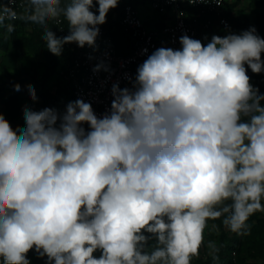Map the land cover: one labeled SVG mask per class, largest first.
Returning <instances> with one entry per match:
<instances>
[{
	"label": "clouds",
	"instance_id": "clouds-1",
	"mask_svg": "<svg viewBox=\"0 0 264 264\" xmlns=\"http://www.w3.org/2000/svg\"><path fill=\"white\" fill-rule=\"evenodd\" d=\"M118 2L28 0L21 18L43 26L60 56L65 44L95 48ZM61 17L68 35L57 37L47 22ZM15 19L0 9V26ZM179 42L149 55L130 88L113 84L102 116L82 99L62 115L26 107L22 129L0 113L3 264H31V250L47 264H191L209 220L250 234L249 218L264 212V94L245 65L264 72V38L252 27L206 46L187 35ZM208 248L219 259L216 244Z\"/></svg>",
	"mask_w": 264,
	"mask_h": 264
},
{
	"label": "built area",
	"instance_id": "built-area-1",
	"mask_svg": "<svg viewBox=\"0 0 264 264\" xmlns=\"http://www.w3.org/2000/svg\"><path fill=\"white\" fill-rule=\"evenodd\" d=\"M26 2L27 0H5L4 6L11 7L18 16ZM225 2L227 0H197L195 3L189 0H148L149 9L160 14L149 24L144 23L145 19L139 7L125 3L121 9L119 24L132 38L131 50L127 53L119 52L112 37L107 34L104 23L98 26L100 31L95 48L87 45L80 48L75 43L64 45L71 51V60L67 68L60 70V73L69 81L75 99L91 103L95 114L102 116L110 110L113 84L118 83L121 88H130V80L134 79L137 67L160 48L155 40L158 32L165 34L167 38L165 48L180 50L182 46L179 39L183 35L202 42L208 37L211 27L219 30L229 24L222 10ZM156 21L163 23L161 27L156 28ZM55 23L57 37L68 35V27L64 25L62 17L55 20ZM100 63H103L108 71L102 69L94 72L93 69ZM83 126L88 128L87 124Z\"/></svg>",
	"mask_w": 264,
	"mask_h": 264
},
{
	"label": "rangeland",
	"instance_id": "rangeland-1",
	"mask_svg": "<svg viewBox=\"0 0 264 264\" xmlns=\"http://www.w3.org/2000/svg\"><path fill=\"white\" fill-rule=\"evenodd\" d=\"M234 3L229 16V24L237 23L240 25V30L246 31L254 27L256 33L264 38L258 30V25H264V0L262 4H257L256 0H227ZM139 9L142 16L148 19L149 23L156 19L160 14L155 11H150L147 3L143 0L139 2ZM27 28L22 29L21 32L26 33ZM230 33V32H229ZM228 33V34H229ZM0 38H8L6 25L0 26ZM264 56V53H262ZM45 58L38 52L36 45L28 47L15 48L11 42L7 48L0 47V113L3 114L5 119L10 123L12 128L17 127L24 119V109L30 108L33 99L31 98L28 85H31L37 93L39 88L43 85L51 92L58 96L56 108L61 106L65 96V91L62 89L64 79H62L59 71L54 72L41 82L42 76L46 67ZM247 74L250 77V83L259 89L261 94H264V78L263 80L257 79L252 73L251 69L245 65ZM19 84L21 90L19 92L14 90V85ZM67 85V83H66ZM264 103V102H262ZM264 203V201H262ZM223 217L217 220H209L207 227L203 232L204 242L199 250V256L206 257L210 255L208 243L214 242L219 247V240L224 235H231L232 232L228 230L223 224ZM254 235V241H264V212H256L253 214L248 222ZM247 235L240 236L241 242L247 240ZM244 245L242 243V249ZM244 251V249H243ZM242 259L245 261L260 260L258 257L251 256L248 250L242 253ZM194 258V257H193ZM2 257H0V260Z\"/></svg>",
	"mask_w": 264,
	"mask_h": 264
},
{
	"label": "trees",
	"instance_id": "trees-1",
	"mask_svg": "<svg viewBox=\"0 0 264 264\" xmlns=\"http://www.w3.org/2000/svg\"><path fill=\"white\" fill-rule=\"evenodd\" d=\"M143 1H145L148 5V0ZM139 2L140 0H119L117 7L114 9H110L106 16L105 23L107 34L112 37L113 44L119 52L127 53L133 46L132 38L119 24L122 6L125 3H129L133 6L138 7ZM256 2L257 4L263 3L262 0H256ZM4 4L5 0H0V9L4 7ZM233 5L234 3L228 1L223 5L222 10L227 19ZM30 14V4L27 0L25 7L19 11L17 19L4 21L5 25L9 23L13 24L15 30L11 33H8L7 40L5 38H0V47L4 49L7 48L9 42H11V44L15 48L28 47L31 45L37 46L38 52L45 58L47 63L41 82L45 80L48 75L59 71L62 79H64L65 86L63 85L62 89L65 91V100L63 101L64 103H61V106H59V108L57 109V94L51 92L48 88L42 85L36 93L37 100L32 101L30 109H32L33 111H41L45 108H52L57 110V112L62 115L65 112L64 106L68 105L70 102L76 101L75 97L72 94L69 81H67L60 73V70H65L70 64L71 51L63 46V51L60 56L52 54L47 49L46 42L43 40L44 27L39 24H35L27 20L26 18H21L27 17ZM204 16L205 14H203V17ZM211 17L213 18V16ZM144 19V23L149 24L148 19ZM63 23L66 27H68V23L65 19H63ZM162 24L163 23L161 21L155 22L156 28L161 27ZM47 27L50 28L55 33V35H57V24L55 23V20H49L47 22ZM257 27L259 32L264 35V25H258ZM24 28H27L26 33L21 32V30ZM229 32L232 34H240L243 32V30H240V25L237 23L228 24L225 28L219 30L211 27L208 33V37L202 41V44L206 46L211 41V38L214 35L224 37L228 35ZM155 40L158 42L160 48L166 47L167 38L165 34L158 32L155 35ZM262 59H264V56H262ZM254 75L257 77V79L260 80H263L264 78V72H261L259 74L254 73ZM17 127L21 129L25 127L24 119L19 125H17ZM17 127H14L13 129H16ZM247 237L248 238L246 241L241 242L240 235H237L235 233H232L231 235L226 234L222 237V239L219 240V252L217 253L219 259L214 260L211 255H207L206 257H194L192 258L191 264H264V241H254V235L251 228L250 234H248ZM242 243L244 245V251L248 250L251 256L257 258L259 257L260 260L245 261L244 259H242L241 255L244 252L242 249ZM95 255L98 257L100 253L97 252L95 253ZM27 258H29L31 264H47V257L45 256L43 258H39L34 250L29 251V253L27 254ZM0 264H3V259L0 260Z\"/></svg>",
	"mask_w": 264,
	"mask_h": 264
},
{
	"label": "crops",
	"instance_id": "crops-1",
	"mask_svg": "<svg viewBox=\"0 0 264 264\" xmlns=\"http://www.w3.org/2000/svg\"><path fill=\"white\" fill-rule=\"evenodd\" d=\"M148 6V5H147ZM149 8V7H148ZM151 11V10H150ZM143 17H144V15H143ZM144 18H146V17H144Z\"/></svg>",
	"mask_w": 264,
	"mask_h": 264
}]
</instances>
